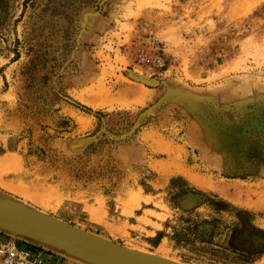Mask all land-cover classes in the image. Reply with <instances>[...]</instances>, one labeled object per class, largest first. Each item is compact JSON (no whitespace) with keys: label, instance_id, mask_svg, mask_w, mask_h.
<instances>
[{"label":"rangeland","instance_id":"374dc122","mask_svg":"<svg viewBox=\"0 0 264 264\" xmlns=\"http://www.w3.org/2000/svg\"><path fill=\"white\" fill-rule=\"evenodd\" d=\"M0 200L184 264H264V0H0Z\"/></svg>","mask_w":264,"mask_h":264},{"label":"water","instance_id":"95a60500","mask_svg":"<svg viewBox=\"0 0 264 264\" xmlns=\"http://www.w3.org/2000/svg\"><path fill=\"white\" fill-rule=\"evenodd\" d=\"M0 229L100 264H184L131 249L15 201L0 200Z\"/></svg>","mask_w":264,"mask_h":264},{"label":"built area","instance_id":"2783aa9c","mask_svg":"<svg viewBox=\"0 0 264 264\" xmlns=\"http://www.w3.org/2000/svg\"><path fill=\"white\" fill-rule=\"evenodd\" d=\"M0 264H46V257L15 238H0Z\"/></svg>","mask_w":264,"mask_h":264},{"label":"crops","instance_id":"0c3cea01","mask_svg":"<svg viewBox=\"0 0 264 264\" xmlns=\"http://www.w3.org/2000/svg\"><path fill=\"white\" fill-rule=\"evenodd\" d=\"M142 98H144V97H142ZM142 98H140V97H138V99H142ZM132 99V98H131ZM137 99V98H136ZM129 100V99H128ZM12 237V234L10 233V232H7V231H4V230H1L0 229V238H11ZM57 255L58 254H56V256H53V259H56L57 261L60 259V258H57ZM61 255V254H60ZM69 257V256H68ZM70 259H72V260H63L62 261V263L61 264H71L69 261H75V260H73V259H75V258H73V257H71ZM57 261H55V263L57 264Z\"/></svg>","mask_w":264,"mask_h":264}]
</instances>
